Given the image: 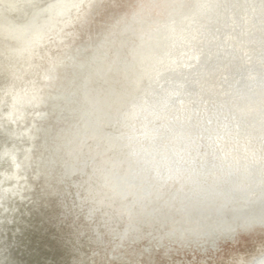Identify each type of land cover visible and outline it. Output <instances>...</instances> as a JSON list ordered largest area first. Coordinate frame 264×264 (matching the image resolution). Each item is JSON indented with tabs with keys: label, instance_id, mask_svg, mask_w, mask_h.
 Segmentation results:
<instances>
[{
	"label": "water",
	"instance_id": "water-1",
	"mask_svg": "<svg viewBox=\"0 0 264 264\" xmlns=\"http://www.w3.org/2000/svg\"><path fill=\"white\" fill-rule=\"evenodd\" d=\"M0 264H264V0H0Z\"/></svg>",
	"mask_w": 264,
	"mask_h": 264
}]
</instances>
